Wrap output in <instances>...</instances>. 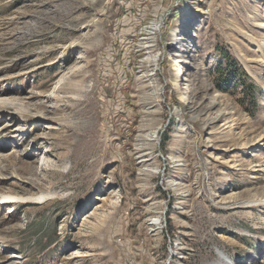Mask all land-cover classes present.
Masks as SVG:
<instances>
[{
	"label": "rangeland",
	"instance_id": "rangeland-1",
	"mask_svg": "<svg viewBox=\"0 0 264 264\" xmlns=\"http://www.w3.org/2000/svg\"><path fill=\"white\" fill-rule=\"evenodd\" d=\"M221 254L264 264V0H0V264Z\"/></svg>",
	"mask_w": 264,
	"mask_h": 264
},
{
	"label": "bare ground",
	"instance_id": "bare-ground-1",
	"mask_svg": "<svg viewBox=\"0 0 264 264\" xmlns=\"http://www.w3.org/2000/svg\"><path fill=\"white\" fill-rule=\"evenodd\" d=\"M85 3V1H84ZM87 7L86 3H85V8ZM81 21V20H80ZM159 31V25L158 22H153L151 23L149 26H147L144 29V33H145V37L141 39V45L139 46V50L145 52L147 55L146 57L143 59L142 61V66L145 69H148L149 71H153L154 68L157 65V56L156 57H150L152 50H153V46L155 43L153 41L155 35L158 33ZM153 74H150L148 76H151ZM148 76L143 75L142 78L147 79ZM148 81V80H145ZM144 82V81H143ZM187 92H191L190 89L189 90H185L184 92H182V94L187 93ZM138 141H141L143 144H138V152H144L142 155L143 158V162H149L151 157H149L151 155V152H148L147 150L150 149V147H152L154 145V142L156 140L154 139H150V138H145V136L140 135L138 136ZM147 151V152H145ZM170 160H172L173 162H177L176 160H174V157H171ZM156 173V172H155ZM221 258V263L222 264H231L230 260L228 257L224 256L223 254L220 255Z\"/></svg>",
	"mask_w": 264,
	"mask_h": 264
},
{
	"label": "trees",
	"instance_id": "trees-1",
	"mask_svg": "<svg viewBox=\"0 0 264 264\" xmlns=\"http://www.w3.org/2000/svg\"><path fill=\"white\" fill-rule=\"evenodd\" d=\"M219 52L227 64L225 69L221 70V72L219 73V81L225 79L223 80L224 84H229L233 81L235 82L241 80L240 76L242 74V70L238 68L235 59L232 58L231 55H229L223 48L219 49ZM219 81L217 82V88L220 91L226 92L227 88L225 87V85H222L223 83L220 84ZM241 85H243V90L246 89L248 92H251L254 95L259 94L258 89H256L254 85H247L244 83H241Z\"/></svg>",
	"mask_w": 264,
	"mask_h": 264
}]
</instances>
